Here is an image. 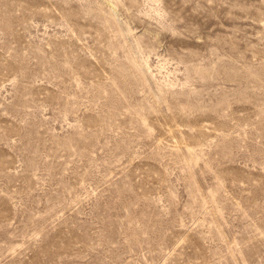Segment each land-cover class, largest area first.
<instances>
[{"label":"rangeland","instance_id":"obj_1","mask_svg":"<svg viewBox=\"0 0 264 264\" xmlns=\"http://www.w3.org/2000/svg\"><path fill=\"white\" fill-rule=\"evenodd\" d=\"M0 264H264V0H0Z\"/></svg>","mask_w":264,"mask_h":264}]
</instances>
